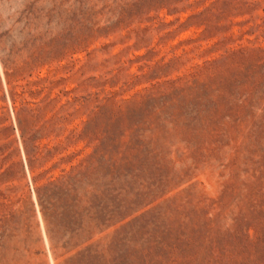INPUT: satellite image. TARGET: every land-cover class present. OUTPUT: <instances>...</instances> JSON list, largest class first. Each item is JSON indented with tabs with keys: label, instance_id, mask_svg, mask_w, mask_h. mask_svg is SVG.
I'll return each instance as SVG.
<instances>
[{
	"label": "rangeland",
	"instance_id": "1",
	"mask_svg": "<svg viewBox=\"0 0 264 264\" xmlns=\"http://www.w3.org/2000/svg\"><path fill=\"white\" fill-rule=\"evenodd\" d=\"M0 264H264V0H0Z\"/></svg>",
	"mask_w": 264,
	"mask_h": 264
},
{
	"label": "trees",
	"instance_id": "2",
	"mask_svg": "<svg viewBox=\"0 0 264 264\" xmlns=\"http://www.w3.org/2000/svg\"><path fill=\"white\" fill-rule=\"evenodd\" d=\"M88 211H89V209H88Z\"/></svg>",
	"mask_w": 264,
	"mask_h": 264
}]
</instances>
